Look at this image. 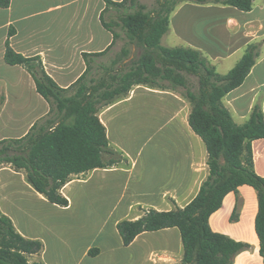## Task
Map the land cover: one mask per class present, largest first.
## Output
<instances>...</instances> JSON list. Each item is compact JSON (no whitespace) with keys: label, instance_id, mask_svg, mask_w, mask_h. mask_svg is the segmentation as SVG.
<instances>
[{"label":"crops","instance_id":"0c3cea01","mask_svg":"<svg viewBox=\"0 0 264 264\" xmlns=\"http://www.w3.org/2000/svg\"><path fill=\"white\" fill-rule=\"evenodd\" d=\"M105 7V0H11L9 7H0V95L4 96L0 139L23 137L48 117L51 108L32 75L22 65L5 61L6 41L18 53L40 56L48 74L69 87L87 68L83 53L101 52L112 44L113 34L100 20ZM166 38L172 43L164 46L201 50L220 74L236 65L248 44L261 43L250 73L223 103L238 124L249 118L255 104L264 112V0H254L250 11L182 2L170 16L162 40ZM101 56L91 59L92 66ZM189 114L190 104L179 92L146 85H136L127 97L104 106L100 120L111 146L122 152L124 160L72 176L61 189L67 206L49 201L23 171L0 165V211L23 236L44 244L40 253L29 256L30 261L121 264L105 259L123 248L134 250L135 263L180 261L178 227L144 231L125 246L117 223L137 219L149 209L185 207L198 194L209 174L208 152L191 128ZM252 146L255 169L264 176V138ZM257 211V192L244 184L238 192L228 193L210 216L214 231L250 244L233 257L232 264H264L255 230ZM58 212L64 215H50Z\"/></svg>","mask_w":264,"mask_h":264},{"label":"trees","instance_id":"16d2710c","mask_svg":"<svg viewBox=\"0 0 264 264\" xmlns=\"http://www.w3.org/2000/svg\"><path fill=\"white\" fill-rule=\"evenodd\" d=\"M185 1L230 5L243 11L252 10L254 4V0H158V7L148 10L138 0H105L100 20L113 34L111 45L119 36L113 25L119 23L107 21L106 13L129 6L134 10L119 16V25L142 51L121 65L104 67L96 77L90 76L91 59L106 54L111 45L101 52L83 53L87 68L69 87L60 86L48 74L40 56L18 53L7 40L5 61L22 65L32 75L38 93L51 108L48 117L35 123L23 137L0 139V165L23 171L26 180L49 201L67 206L69 200L61 189L72 176L124 160L122 152L111 146L99 111L127 97L136 85L179 92L190 104L191 128L206 145L209 174L185 207L149 209L137 219L119 221L123 244L128 246L144 231L178 227L182 264H232L233 257L250 244L214 231L209 220L228 193L238 192L239 186L247 184L257 192L255 230L264 262V176L255 169L252 146L254 140L264 138V112L255 104L249 118L238 124L223 103L250 73L261 43L248 44L242 58L226 74L218 73L199 49L164 46L161 41L170 28V16ZM10 2L0 0V7H9ZM187 74L198 78L196 90L189 85ZM3 101L0 95V109ZM43 247L41 240L18 232L11 218L0 211V264H45L29 259Z\"/></svg>","mask_w":264,"mask_h":264},{"label":"rangeland","instance_id":"374dc122","mask_svg":"<svg viewBox=\"0 0 264 264\" xmlns=\"http://www.w3.org/2000/svg\"><path fill=\"white\" fill-rule=\"evenodd\" d=\"M140 3L145 4L148 7V10H153L158 7V0H138ZM129 5V3H128ZM134 8L122 7V8H111L109 12L106 13L107 21H118L119 16L123 15L125 12L133 11ZM113 25V28L116 32L119 33V36L115 40L113 47L109 50V52L101 57H98L94 63L93 68L91 69L90 76H99L103 72V68L106 66L114 65L117 63H121L127 58H136L140 55L142 48L132 41L129 40L126 30L123 29L120 25ZM161 43H172L171 38H166L161 41ZM127 51L128 53H124ZM221 71H225L226 69H220ZM188 78L189 85L196 90L198 86V78L194 75H186ZM53 216H62L63 212H58V214L50 213ZM116 259V260H115ZM135 252L134 250L128 249L125 250L123 248L120 251H117L112 254H108L106 256L105 262L107 260H115L119 261L121 264H151L149 261L144 260L139 263H135ZM182 259V258H181ZM173 264H182L181 260L174 262Z\"/></svg>","mask_w":264,"mask_h":264}]
</instances>
